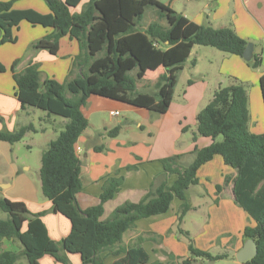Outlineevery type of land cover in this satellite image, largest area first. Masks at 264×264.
<instances>
[{"label":"crops","instance_id":"obj_1","mask_svg":"<svg viewBox=\"0 0 264 264\" xmlns=\"http://www.w3.org/2000/svg\"><path fill=\"white\" fill-rule=\"evenodd\" d=\"M88 1L80 0L71 12L80 13ZM149 2L153 4L154 10L166 14V19L161 21L165 26L174 21L173 16H180L172 32L174 38L189 37L200 25H209L214 29L231 28L240 38L252 42L253 55H259L262 61L264 60V0H99L96 8L100 16L88 29L90 54L97 55L104 38L111 40L117 32L132 24L134 17L144 12V5ZM13 9H32L40 14L48 13L42 0L16 1ZM154 10H145L142 28L156 20ZM29 25L21 22L17 30L27 36L26 50L32 42L51 32V29ZM111 47L112 45L108 44L104 57L90 67V83L94 82L96 72L107 68ZM194 47L191 43H178L173 46L158 44V50H154L148 37L143 34L125 38L120 42L118 51L123 60L115 79L120 80L124 75L134 77L139 93L129 99L126 92L119 87L105 89L92 93L82 107L88 126L75 144L80 148V152L76 154L81 163L82 185L76 200L82 210L98 204L104 180L118 171V176L123 177V184L113 199L104 204L101 219H107L122 203H137L143 199L154 179L164 173L159 162L161 159L182 155L181 163L188 165L193 160L192 152L195 148L206 147L211 143L209 138L197 136L193 139V136L196 133V116L211 100L213 92L221 86L219 83L209 85L205 76L202 78L203 75L198 74L202 79H190L191 85H187V79L184 90L179 92L177 87L179 74L183 72L181 69L168 74L172 84L161 90L163 104L144 94L147 92L137 89L138 83L139 88L153 84L160 74L166 72L165 65L173 64L182 57L187 59ZM173 49L181 50V57H169L167 53ZM62 50L69 51L68 56ZM30 52L26 65L16 69L15 73L21 72L30 63H37L38 58H41V62L55 66L61 59L66 58L60 62L62 64L59 67L42 72L43 77L61 83L66 80L79 49L76 41L63 37L59 40L56 56L46 51ZM225 59L228 63L226 70H229L233 77L230 84L233 80L239 81L248 77H244L248 74V67L242 58L231 55V58ZM4 61L7 59L0 58V65L4 66ZM9 64L11 68L13 63ZM196 69L195 62V65L191 66L193 74H196ZM78 73L80 69L73 68L70 78ZM263 73L264 71L259 74L258 81ZM2 79L0 78V131L15 132L21 127L32 125L34 131L27 132L22 140L29 139V143L24 146L28 152L36 151V162H31L19 152V143L22 140L14 144L0 142V198L22 202L30 214H39L38 218L45 227L47 237L59 242L70 234L72 224L64 215L51 212L53 202L42 195L39 169L42 152L57 138L65 120L44 113L38 118V123H34L32 117L36 110H22L14 96L11 70L8 80ZM115 113L117 114L114 115ZM114 128H117L115 136H107V131ZM263 133L264 128L261 126L256 134ZM99 146L103 147L100 152L94 149ZM126 166H136V170L126 171ZM235 176L236 171L225 165L219 155L202 165L196 173L198 184L190 186L186 192L191 194V197L187 196L190 209L180 227L189 233L197 249L208 252L213 249L216 254L227 253L230 258L224 261L239 264L235 260V254L245 241L242 231L247 226H254L255 222L235 203L232 191V180ZM175 178L174 175L167 178L165 189L170 188ZM181 204L182 201L174 197L166 213L137 221L135 228L123 235L122 245L129 244L141 234L147 237L142 246L149 256L148 264H172L162 252L179 258L187 257L188 242L178 232L177 227V212ZM190 214L192 217L189 227H186V219ZM26 224L23 230H26ZM3 251L17 253L21 251V247L16 242L2 239L0 252ZM64 257L67 264H81L79 254L65 253ZM116 258L102 254L104 264H112ZM38 263L61 264L49 255L42 256ZM15 264L27 262L24 257H20Z\"/></svg>","mask_w":264,"mask_h":264},{"label":"trees","instance_id":"obj_2","mask_svg":"<svg viewBox=\"0 0 264 264\" xmlns=\"http://www.w3.org/2000/svg\"><path fill=\"white\" fill-rule=\"evenodd\" d=\"M19 0L0 1V45L15 43L21 22L32 26L51 29L46 36L34 41L30 49L46 51L56 56L59 40L68 37L76 41L79 49L74 58L72 68L63 83L43 77L36 63H30L21 72L15 73L16 61L11 66L14 82V96L20 108H33L43 111L48 116L65 120L57 138L51 141L42 152L40 158L39 180L42 195L53 202L52 213H60L72 224L70 234L59 242L47 237L45 227L39 220V214L32 215L22 202H13L0 198V211L6 215L0 218V243L2 239L11 240L20 245V252H0V264H15L24 257L27 264H39L44 255L53 257L61 264H67L65 253L79 254L81 264H104L102 254L117 257L112 264H148L149 256L143 248L147 237L138 235L129 244L122 245L123 235L135 228L136 222L168 211L174 197L182 201L177 212L178 232L187 239L185 258L175 257L163 252L169 263L197 264L214 263L230 258L227 253L211 254L197 249L189 233L181 229V222L190 209L186 192L190 186L198 184V169L209 162L215 155L222 157L225 165L236 171L232 180L235 203L255 222L242 231L243 240L254 241L256 255L239 264H264V133L252 134L248 130L249 114L247 94L241 83L233 80L229 86H219L211 100L196 116L197 136L211 139V143L193 150V160L188 165L181 163L182 155H173L159 162L164 173L155 178L143 199L137 203L126 201L116 207L109 217L102 220L104 204L113 199L123 184V177L114 176L104 180L97 205L82 210L76 200L81 191L80 160L76 154V141L88 126L82 113L88 97L95 92L119 87L126 92L129 99L138 95L136 81L129 75L120 80L115 77L120 69L123 57L118 47L122 40L135 35H146L152 49L158 50V44L169 46L178 43H191L195 46L211 47L217 51L242 58L247 41L240 38L231 28L214 29L209 25H200L185 38H174L172 32L177 26L180 16L165 26L161 21L166 14L154 10L152 3L144 5V12L138 13L133 23L123 31L117 32L111 40L104 38L97 55L89 52L88 29L100 16L96 8L99 0H89L80 13H72L80 0H42L48 9L47 14H40L32 9H13L14 2ZM154 10L156 20L146 28H142L145 10ZM111 44V55L107 68L96 72L94 82H89L90 67L105 55L106 46ZM185 58L165 65V73L160 74L152 84L154 92L144 93L163 104L161 90L172 84L168 74L178 72L184 67ZM262 59L254 54L245 64L250 69L260 67ZM195 65V60L191 61ZM78 67L80 73L70 78L73 68ZM2 69V66H0ZM192 81L188 80L187 85ZM261 101L264 109V73L258 81ZM34 131L32 125L19 128L15 132L0 131V142L14 144L22 140L24 135ZM117 128L107 131L106 135L114 137ZM102 151L103 147L94 148ZM126 171L136 170V166H126ZM176 178L169 189H165L167 178ZM219 189V187H217ZM26 230H23L24 224ZM155 242L156 239L151 237ZM234 259V257H231Z\"/></svg>","mask_w":264,"mask_h":264},{"label":"rangeland","instance_id":"obj_3","mask_svg":"<svg viewBox=\"0 0 264 264\" xmlns=\"http://www.w3.org/2000/svg\"><path fill=\"white\" fill-rule=\"evenodd\" d=\"M21 1V0H19ZM18 1V2H19ZM154 15V14H153ZM143 22V21H142ZM23 24H26L23 22ZM30 26V25H29ZM14 35L17 37V41L15 43H6L3 45H0V58L7 59V61H4V66L1 64L2 69H0V78H3L4 80H8V76L10 74V65L9 63H13L16 61V65L14 67V70L20 69V67L26 65V59L30 55V51H34L30 49V45L27 47L26 50V43H27V36L24 32L19 33V31H14ZM258 41H260L258 39ZM33 43V42H32ZM252 43V42H247ZM62 52L68 56L69 51L66 52V50H62ZM181 50H171L168 54L169 57H181ZM17 57V58H16ZM182 57L181 59H183ZM225 58H231V55L217 51L216 49H213L211 47H203V46H195L194 49L190 50V56L185 59L186 62L184 64V67L182 68L183 72L178 73L180 75L178 87L177 90L179 92L183 91L185 88V81L187 79H192V81H198L199 78L202 79L205 76V79L209 83V85H215L220 84L222 87L229 86L231 83V79L233 78L229 70H226V64L227 59ZM234 58V57H233ZM264 58V56H263ZM17 59V60H15ZM66 58L61 59L56 66L51 65L49 63L41 62V58H38V67L41 72L49 71L53 69L54 67H59ZM195 60L197 63V69L196 74L192 73L191 70V61ZM248 74H246L244 77L248 76L247 78H243L242 80L239 79V83H241L246 91L247 94V109L249 114V121H248V130L252 134L258 133L260 131L261 126L264 128V110L263 105L261 101L259 86H258V76L259 74L264 71V60L262 61L261 65L257 69H247ZM198 74L203 75V77L197 76ZM150 76V75H148ZM132 77V76H131ZM134 78V77H132ZM177 78V80H178ZM2 79V80H3ZM64 80H62L61 83H63ZM241 81V82H240ZM137 83V82H136ZM137 89L142 92H147L152 94L154 92V88L152 87V83L148 84L147 86L140 87L139 83L137 85ZM36 110V114L32 117L34 119V123H38V118L41 117L44 112L41 110ZM55 117V116H54ZM189 135V133H188ZM25 143H29V139H23L19 143V147L21 148L20 153H23L31 162H36V151L33 150L31 152H28L27 148L24 146ZM187 165V164H183ZM188 197H191L190 192L186 194ZM192 215H188L186 219V227H189V220L191 219ZM0 218L5 219L6 215L0 211ZM201 217H199L200 219ZM179 237V236H178ZM187 240V239H186ZM194 244V242H193ZM195 246V244H194ZM209 252L211 254H216L217 252L213 249H210ZM163 254V252L161 253ZM164 255V254H163ZM166 256V255H165ZM197 264H233L231 261H219L214 263H208V262H198Z\"/></svg>","mask_w":264,"mask_h":264},{"label":"water","instance_id":"obj_4","mask_svg":"<svg viewBox=\"0 0 264 264\" xmlns=\"http://www.w3.org/2000/svg\"><path fill=\"white\" fill-rule=\"evenodd\" d=\"M253 57V44L247 43L242 53V59L244 61H250ZM257 248L253 240L247 239L244 241L242 248L235 254V260L238 263L250 260L256 255Z\"/></svg>","mask_w":264,"mask_h":264},{"label":"built area","instance_id":"obj_5","mask_svg":"<svg viewBox=\"0 0 264 264\" xmlns=\"http://www.w3.org/2000/svg\"><path fill=\"white\" fill-rule=\"evenodd\" d=\"M117 113H115L114 115H116ZM75 150H76V153H79L80 152V148L79 147H75Z\"/></svg>","mask_w":264,"mask_h":264}]
</instances>
